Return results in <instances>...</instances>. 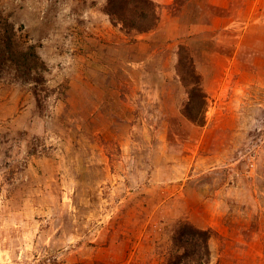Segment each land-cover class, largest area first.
Returning a JSON list of instances; mask_svg holds the SVG:
<instances>
[{
	"label": "rangeland",
	"instance_id": "rangeland-1",
	"mask_svg": "<svg viewBox=\"0 0 264 264\" xmlns=\"http://www.w3.org/2000/svg\"><path fill=\"white\" fill-rule=\"evenodd\" d=\"M106 2L0 0L52 90L40 109L34 84L0 77V264H168L182 222L212 231L210 264H264V0L159 4L183 27L144 36ZM183 42L203 126L183 115Z\"/></svg>",
	"mask_w": 264,
	"mask_h": 264
},
{
	"label": "trees",
	"instance_id": "trees-1",
	"mask_svg": "<svg viewBox=\"0 0 264 264\" xmlns=\"http://www.w3.org/2000/svg\"><path fill=\"white\" fill-rule=\"evenodd\" d=\"M104 12L112 24L129 35L151 32L161 20L160 5L153 0H107ZM18 39L16 26L0 9V77L6 76L12 83L34 84V95L41 109L47 94L52 92L46 86L48 66L35 45L22 48ZM177 71L188 93L183 115L191 123L203 126L208 107L207 93L191 49L185 44L179 46ZM211 237L210 229L182 222L173 235L174 248L179 252L170 256L168 264H210ZM44 264H57V261L48 260Z\"/></svg>",
	"mask_w": 264,
	"mask_h": 264
},
{
	"label": "crops",
	"instance_id": "crops-1",
	"mask_svg": "<svg viewBox=\"0 0 264 264\" xmlns=\"http://www.w3.org/2000/svg\"><path fill=\"white\" fill-rule=\"evenodd\" d=\"M155 1L158 2V4L164 5L163 6L164 10L171 9L173 7V2H174V0H155ZM214 3L217 4L218 6L222 7V8H225L227 6V2H224V0H221L220 3H217V2H214ZM185 7H186V5H184V3H183L182 4V7L180 9L181 10L180 11L181 15L184 13ZM167 17L168 18L161 19L160 22L163 23V21H166V22H164V24H167V25H168L169 22L174 23L175 25L172 26V33L178 35L180 33L181 27H183V23H179L180 22V18L179 17H172V18H170L169 15ZM178 20H179V22H178ZM146 34L147 33L140 34V36H144ZM182 44H185V42H183ZM188 44H187V46H189ZM130 48H131V52L132 53H134V52L138 53L139 52L138 54H140V51H143V50L146 49V45H144V43H139V44L131 45ZM255 243H256V248L260 247V245L258 244V242H255ZM256 248H255V250H256ZM262 257H263V254L260 253V252H258V250H257L256 251V254L253 257L254 258V262L255 263H257V262L261 263L262 262Z\"/></svg>",
	"mask_w": 264,
	"mask_h": 264
}]
</instances>
